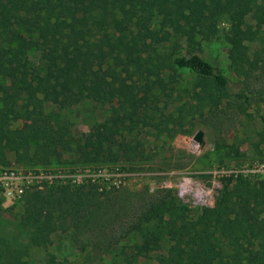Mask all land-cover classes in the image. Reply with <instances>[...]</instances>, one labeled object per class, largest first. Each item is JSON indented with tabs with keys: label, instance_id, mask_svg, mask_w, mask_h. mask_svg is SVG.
Returning <instances> with one entry per match:
<instances>
[{
	"label": "trees",
	"instance_id": "1",
	"mask_svg": "<svg viewBox=\"0 0 264 264\" xmlns=\"http://www.w3.org/2000/svg\"><path fill=\"white\" fill-rule=\"evenodd\" d=\"M248 16L263 24L264 0H0V164L11 165L8 153L32 169L65 153L76 156L69 164L83 166L141 153L125 134L154 124L150 97L170 61L197 75V100L217 107L228 96V78L207 61L199 42L215 38L222 20L230 24L233 71L249 76L257 69L250 44L259 31ZM180 35L187 54L167 59L161 48ZM100 96L117 105L96 124L93 138L74 141L67 113ZM56 99L57 108H49ZM18 121L23 127L16 131ZM97 197L93 189L48 182L26 192V238L0 232V264H20L55 234L87 227L96 218ZM127 232L140 239L133 249L142 257L166 242L176 245L159 264H264V180H238L197 216L169 190ZM47 264H58L56 257L48 256Z\"/></svg>",
	"mask_w": 264,
	"mask_h": 264
},
{
	"label": "rangeland",
	"instance_id": "2",
	"mask_svg": "<svg viewBox=\"0 0 264 264\" xmlns=\"http://www.w3.org/2000/svg\"><path fill=\"white\" fill-rule=\"evenodd\" d=\"M247 19L259 31L258 40L250 44L251 60L257 63V69L249 76L233 71L226 39L230 24L227 19L222 20L215 38L200 37L199 42L207 61L228 78V96L217 107L197 100L201 93L197 75L170 61L150 97L149 115L157 126H141L134 133L125 134L127 141L139 147L141 153L134 152L131 157L120 153L117 163L100 166L69 164L76 156L65 153L49 166L36 169L16 163L15 155L7 154L11 165L0 164V178L15 179L0 183L3 236L11 234L25 240L24 195L47 182L93 189L98 196L94 201L96 218L87 227L76 230L70 227L55 234L50 245L33 249L31 256L20 264H47L50 255L56 257L58 264H159V258L169 255L176 245L166 242L160 250L142 257L133 249L140 239L127 232L158 198L169 190L180 198L178 186L190 180L194 192L203 190L209 194V205L202 204L193 193L180 198L197 216L201 208L215 207L224 191L238 180L252 183L264 180V23L254 21L251 16ZM154 27L159 28L158 19ZM160 51L167 59L186 55L185 36L173 37ZM33 57L36 59V55ZM59 100H54L49 108L56 109ZM114 105L117 101L105 103L100 96L69 111L67 119L73 123V140L93 138L96 124L110 116ZM22 127L23 121L13 124L16 131ZM199 131L204 133L202 145L194 141ZM83 168L122 173L127 176L126 185L102 192L96 185H76L66 177L68 171L73 174Z\"/></svg>",
	"mask_w": 264,
	"mask_h": 264
},
{
	"label": "built area",
	"instance_id": "3",
	"mask_svg": "<svg viewBox=\"0 0 264 264\" xmlns=\"http://www.w3.org/2000/svg\"><path fill=\"white\" fill-rule=\"evenodd\" d=\"M66 177L71 179V182L76 185H85L92 184L96 185L100 191H110L113 189H118L123 185H126V175L118 172H110L106 168L92 169V168H83L76 170L73 174L67 172ZM15 179L13 177H4L0 178V183L4 185L3 180ZM66 183L65 181H62ZM50 184H52L50 182ZM9 184H7L8 186ZM43 186H39V189H42ZM23 193V190H20ZM177 192L180 198H185L190 194H194L197 199L202 202L204 205H209V194L205 191H195L192 189V184L190 180H184L177 188Z\"/></svg>",
	"mask_w": 264,
	"mask_h": 264
},
{
	"label": "water",
	"instance_id": "4",
	"mask_svg": "<svg viewBox=\"0 0 264 264\" xmlns=\"http://www.w3.org/2000/svg\"><path fill=\"white\" fill-rule=\"evenodd\" d=\"M194 141L197 144L202 145L204 141V133L202 131L197 132V134L194 136Z\"/></svg>",
	"mask_w": 264,
	"mask_h": 264
}]
</instances>
